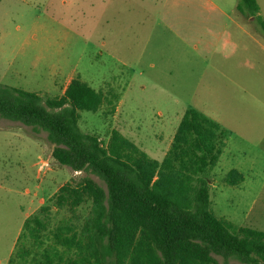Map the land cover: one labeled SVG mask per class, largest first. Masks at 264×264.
<instances>
[{
    "label": "rangeland",
    "instance_id": "obj_1",
    "mask_svg": "<svg viewBox=\"0 0 264 264\" xmlns=\"http://www.w3.org/2000/svg\"><path fill=\"white\" fill-rule=\"evenodd\" d=\"M237 3L0 0V84L59 96L80 76L105 98L80 111V129L105 141L118 129L159 160L185 110L199 109L229 130L206 175L214 213L264 230V29ZM52 150L45 130L0 117V264L16 252L27 216L62 184L89 175L105 186ZM232 169L244 175L237 185L225 182ZM53 211L54 223L65 216Z\"/></svg>",
    "mask_w": 264,
    "mask_h": 264
},
{
    "label": "trees",
    "instance_id": "obj_2",
    "mask_svg": "<svg viewBox=\"0 0 264 264\" xmlns=\"http://www.w3.org/2000/svg\"><path fill=\"white\" fill-rule=\"evenodd\" d=\"M237 11L264 29L257 0H238ZM104 102L102 91L80 76L59 96L0 84L1 118L45 130L60 164L105 183L85 175L62 184L26 218L9 264H264V230L212 209L206 175L229 130L190 106L159 160L118 129L107 141L80 129V111H97ZM243 180L237 169L225 177L230 185ZM54 209L65 212L56 223Z\"/></svg>",
    "mask_w": 264,
    "mask_h": 264
},
{
    "label": "crops",
    "instance_id": "obj_3",
    "mask_svg": "<svg viewBox=\"0 0 264 264\" xmlns=\"http://www.w3.org/2000/svg\"><path fill=\"white\" fill-rule=\"evenodd\" d=\"M29 215H30V214H29ZM29 215H28V216H29ZM28 216H27V217H28Z\"/></svg>",
    "mask_w": 264,
    "mask_h": 264
}]
</instances>
